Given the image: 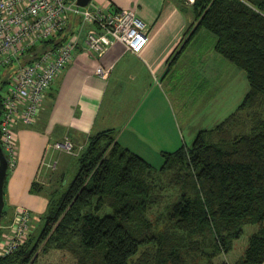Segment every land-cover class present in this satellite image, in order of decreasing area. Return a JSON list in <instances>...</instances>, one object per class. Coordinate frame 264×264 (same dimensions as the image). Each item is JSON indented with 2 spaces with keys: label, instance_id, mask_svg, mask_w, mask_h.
Wrapping results in <instances>:
<instances>
[{
  "label": "trees",
  "instance_id": "1",
  "mask_svg": "<svg viewBox=\"0 0 264 264\" xmlns=\"http://www.w3.org/2000/svg\"><path fill=\"white\" fill-rule=\"evenodd\" d=\"M189 9L192 23L182 45L199 30L210 34L214 51L245 73L241 104L189 147L162 152L157 170L120 147L112 130L88 138L74 156L71 181L48 195L35 222L42 225L37 237L35 225L0 264H27L40 244L52 243L73 257L71 264H212L231 250L245 225L257 228L231 264H262L264 0H193ZM70 33L61 30L27 54L60 46ZM7 79L0 78V90ZM10 171L6 167L3 188ZM39 191L32 183L29 193ZM167 195L172 199L151 220Z\"/></svg>",
  "mask_w": 264,
  "mask_h": 264
},
{
  "label": "crops",
  "instance_id": "2",
  "mask_svg": "<svg viewBox=\"0 0 264 264\" xmlns=\"http://www.w3.org/2000/svg\"><path fill=\"white\" fill-rule=\"evenodd\" d=\"M107 1L110 10H130L141 20L146 44L136 55L113 44L99 59L76 48L36 120L13 127L16 161L3 188L2 230L16 207L36 222L48 195L60 190L62 175L47 182L48 154L71 156L55 143L68 140L80 151L88 138L112 130L120 147L153 167L162 152L189 147L198 133L216 128L248 91L245 73L214 51L210 34L199 30L182 45L192 23L184 0ZM97 65L108 68L104 79L93 74ZM32 183L39 193H29Z\"/></svg>",
  "mask_w": 264,
  "mask_h": 264
},
{
  "label": "built area",
  "instance_id": "3",
  "mask_svg": "<svg viewBox=\"0 0 264 264\" xmlns=\"http://www.w3.org/2000/svg\"><path fill=\"white\" fill-rule=\"evenodd\" d=\"M76 0H0V78H8L0 90V149L6 167L13 169L16 148L12 129L16 124L31 125L37 118L45 93L83 46L97 59L113 44L136 55L147 41L146 29L130 10L109 8L107 0H90L77 7ZM193 0H184L190 5ZM70 29L66 41L38 53L27 51L61 30ZM14 69H7L9 66ZM108 68L97 65L93 74L105 78ZM53 148L76 156L78 149L68 140ZM77 150L75 153L74 151ZM28 212L16 207L1 234L0 257L12 254L34 226Z\"/></svg>",
  "mask_w": 264,
  "mask_h": 264
},
{
  "label": "rangeland",
  "instance_id": "4",
  "mask_svg": "<svg viewBox=\"0 0 264 264\" xmlns=\"http://www.w3.org/2000/svg\"><path fill=\"white\" fill-rule=\"evenodd\" d=\"M191 103H192V101H191ZM74 152L76 153L77 150H75ZM68 155L71 157H67L65 155L60 156L57 154L54 155L53 152H49V154H48L47 160L49 161L50 164H46L47 165L46 167L50 172L47 171V173H49V174L46 175V178L49 179L50 181H47V182H48V184H51L55 180V178H56V180H58L60 175H62L64 180L62 181V184H60V186H59L60 190H64V188H65L64 184L65 183L68 184L77 171L76 159L74 158L73 155H71V154H68ZM55 164L57 166H55ZM161 164H162V159L159 160L158 162L153 161L151 165L153 166V168L155 170H157L161 166ZM52 174H53L54 178L52 177ZM59 181H58V183H59ZM165 198L166 199L164 201H162V204L155 211H153V213L150 215L151 220L156 218L157 213H161L163 211V206L172 199V197H169L168 195ZM0 222L2 223V225H5L4 223L6 222V220L2 219V217H1ZM162 224L163 223L161 222L160 226ZM263 226H264V221H263ZM41 227H42L41 224L37 225L36 230L34 231L35 237H37V235L39 234ZM256 228L257 227L253 226V225L243 226L241 228V235L239 236V238L232 241L231 250L224 256L218 255L217 257L213 258L211 261L212 264H218L219 262H222V261L223 262L225 261L226 263L231 264V263L235 262L237 259H239L242 256L243 251L246 247L247 238L249 237V235L252 232H254L256 230ZM6 232H7V230H2V235ZM1 237H0V240H2ZM29 262L27 264H71V263H73V257L65 250L55 249V245L53 243L48 245V246H45L44 244H40L38 246V249L36 250L34 256L29 258ZM200 264H205V263H204V261H201Z\"/></svg>",
  "mask_w": 264,
  "mask_h": 264
},
{
  "label": "water",
  "instance_id": "5",
  "mask_svg": "<svg viewBox=\"0 0 264 264\" xmlns=\"http://www.w3.org/2000/svg\"><path fill=\"white\" fill-rule=\"evenodd\" d=\"M90 0H76L77 7H84ZM6 176V161L0 149V220L2 217L1 211L3 207V182Z\"/></svg>",
  "mask_w": 264,
  "mask_h": 264
}]
</instances>
